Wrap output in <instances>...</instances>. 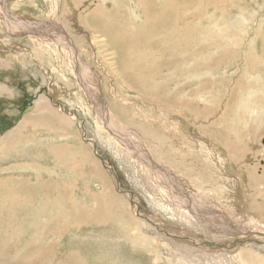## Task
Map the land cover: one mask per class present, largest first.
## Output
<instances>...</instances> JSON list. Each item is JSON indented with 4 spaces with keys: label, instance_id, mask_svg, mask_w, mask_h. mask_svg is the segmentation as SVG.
I'll return each instance as SVG.
<instances>
[{
    "label": "rangeland",
    "instance_id": "obj_1",
    "mask_svg": "<svg viewBox=\"0 0 264 264\" xmlns=\"http://www.w3.org/2000/svg\"><path fill=\"white\" fill-rule=\"evenodd\" d=\"M182 2L0 0V192L39 172L55 197L0 194V264H264V0ZM90 84L136 148L171 141L174 185L98 120ZM40 99L72 132L39 121Z\"/></svg>",
    "mask_w": 264,
    "mask_h": 264
},
{
    "label": "bare ground",
    "instance_id": "obj_2",
    "mask_svg": "<svg viewBox=\"0 0 264 264\" xmlns=\"http://www.w3.org/2000/svg\"><path fill=\"white\" fill-rule=\"evenodd\" d=\"M181 3H183L182 2V0H181ZM179 4V3H178ZM182 5V4H181ZM146 6H147V4H146ZM111 14V13H110ZM150 14V13H149ZM161 16V15H160ZM163 18V17H162ZM4 19H5V17H4ZM15 21H19L20 22V24L18 25V27L20 28V30L24 27V26H22L23 25V21H21V20H19V19H14ZM158 20V19H157ZM160 20H161V18H160ZM164 20V19H163ZM161 22H162V20H161ZM173 22V21H172ZM171 22V23H172ZM151 23V22H150ZM150 25H152V24H150ZM149 25V26H150ZM154 25V24H153ZM6 26H8V23L6 22ZM151 27V26H150ZM34 30V29H33ZM32 29H30V28H24L23 30H21L22 32H26V35L27 34H29V32H32L33 31ZM167 31V30H166ZM40 31L38 30V31H33L32 33H35V34H33V35H40V33H39ZM43 32H46V31H41V33H43ZM44 34V33H43ZM112 38V37H111ZM110 38V39H111ZM69 39V38H68ZM66 43H67V46L68 47H70L71 48V43H70V39H69V41H66ZM53 48V47H52ZM70 50V49H69ZM73 50H74V48H73ZM31 51V50H30ZM75 52H76V54H74V52L72 51V52H70L69 53V51H67V52H65L64 54H63V56L65 57V61H67L68 60V58H70V59H73L72 60V62H73V65H76V61L78 62V63H81L80 62V59H79V57H78V55H77V50L75 49ZM80 54V53H79ZM76 60V61H75ZM141 62V61H140ZM134 63V62H133ZM151 63H152V61H151ZM66 67H67V65H64V67H63V69L64 70H62V72L63 73H65V70H66ZM78 68H79V66L76 68V70H77V72H78ZM89 71V70H88ZM76 72V73H77ZM84 75V77H86V78H88L87 79V81H93V75L91 74V73H89V72H85V73H83ZM79 76V75H78ZM64 79V78H63ZM62 79V80H63ZM85 80V79H84ZM90 86L93 88H90L91 89V91L89 92V94H88V96L92 99V100H90L91 102L92 101H94V103H96V101H98V103L101 105V106H103V105H105V107L108 109V116H109V114L110 115H113V116H116L117 118H119V119H121V118H123L122 117V114L121 113H118V112H116V110L114 109V108H112V105H111V102H109V104H110V106H109V104L107 103V104H105V96L103 95V93L101 92V90L99 89V87L97 86V84H95V86H93V85H91L90 84ZM93 91V92H92ZM88 97V98H89ZM89 98V99H90ZM107 102V101H106ZM93 105V104H92ZM38 108H39V118H40V122H45V123H47V125L48 126H60L61 128L62 127H64V129H65V131H70L71 132V127H70V125H69V122L68 121H70L69 119H66V117L65 116H63V115H61V113H60V110H57L55 107H53V105L51 106L50 105V103H49V100H43V99H40V101H39V103H38ZM93 108V110H94V108H95V113L97 114V113H99V114H102V113H104V112H100V108L98 107H95V106H93L92 107ZM105 108V109H106ZM47 115V116H46ZM112 119H113V117H111ZM52 120H53V122H52ZM129 122V121H128ZM20 124V126L16 129V130H14V132L16 133V134H19V133H21L22 132V129H21V126H22V124H23V122H20L19 123ZM109 125L110 126H113L114 125V121L113 120H111L110 122H109ZM55 128V127H54ZM126 129V128H125ZM54 130V129H53ZM56 130V129H55ZM62 131V130H61ZM59 132V131H58ZM63 133H64V131H62ZM145 135V134H144ZM8 147H9V144L7 143V141L6 140H1L0 141V149L1 148H3V149H7L8 150ZM151 152L154 154L155 152H154V150L153 149H151ZM56 154V153H55ZM85 155V154H84ZM59 157V156H58ZM162 163L164 162L165 164H168V162L167 161H163L164 160V158L161 156V155H157L156 156ZM86 159H88L87 158V156L85 157ZM91 158H92V156H91ZM62 160V159H61ZM88 161H90V160H88ZM67 163V162H66ZM177 168V164L175 165V168H173V166H171V169H176ZM95 171H97L96 169H95ZM164 172H168V170H163ZM20 174H22V173H20ZM97 174H98V172H97ZM164 176V175H163ZM22 178H24L25 179V187L24 186H22L23 188H21V186H20V184H19V186L20 187H18L17 185V182L19 181V180H21V177H18V176H9V180H11V179H13L12 181H11V186H13L14 187V190L13 191H11L10 193L9 192H6L5 191V189H3V187H2V190H1V192H0V194H1V196H2V198L4 199V203H7V201L9 202V200H11L12 201V203L13 204H16L15 202L17 201V199H19L21 196H22V198H23V195H24V193L26 192L27 194H30V196H29V200H30V203L31 202H33L32 201V199H33V196H36L37 197V195L38 194H40V193H43L44 194V197H45V193H49V196H48V201H49V206H48V208L50 207V205H51V203L53 202V199L55 198L54 197V195L51 193V191H50V188L49 187H52L53 186V183H51L50 181H48V180H46V181H44L43 182V180L42 179H40V178H38V181L39 182H36L37 184L36 185H34V184H30L29 182H31L30 181V179H26L25 177H22ZM164 178L166 179V180H170L171 178H173L172 176H164ZM107 179V178H106ZM103 180V179H102ZM158 180V179H157ZM156 180V181H157ZM161 180V179H160ZM1 181H2V179L0 180V183H1ZM108 181V180H107ZM105 182L106 183V185L108 184V182ZM155 181V180H154ZM164 182H165V180H164ZM44 183H45V185H44ZM163 183V182H162ZM17 184V185H16ZM3 185L6 187L7 186V184H6V182H3ZM108 185H110V184H108ZM174 185V184H173ZM176 185H177V183H176ZM97 188H101L100 186H98ZM64 190V189H63ZM58 191H60L59 189H58ZM112 192L114 193V191H113V189H112ZM33 194H35V195H33ZM64 194H65V192H64ZM63 194V195H64ZM113 196H114V194H112ZM35 197V198H36ZM117 197V196H116ZM114 198H115V196H114ZM21 199V198H20ZM67 200V199H66ZM116 200V199H115ZM1 201V200H0ZM26 201L27 202H29L27 199H26ZM173 201V200H172ZM3 202V201H2ZM183 202H185L184 204H182V205H187V206H190L191 208H193L195 211H196V209H197V207L196 206H199L197 203H190L188 200H185L184 199V201ZM29 203V204H30ZM182 203V202H181ZM114 205H115V203H114ZM116 205H117V203H116ZM201 208H204V209H207V207H205L206 206V204L205 203H202L201 204ZM11 207V206H10ZM5 208H6V205H5ZM196 208V209H195ZM201 210V209H200ZM186 211V210H185ZM206 211H210L211 213H213V209H211V210H204L203 212H206ZM214 213H216L215 211H214ZM197 214H198V212H197ZM218 216V217H217ZM222 216H224V217H226V218H229V219H231L229 216H226V215H223L222 214ZM212 219V221L213 220H215V221H218V218H219V220H221V217H220V214H213V216L211 217ZM200 219V218H199ZM204 219V218H203ZM206 220V219H205ZM211 221V222H212ZM237 223H238V221H236ZM221 223V222H220ZM232 226V224H226V227H231ZM232 228H234V226L232 227ZM1 245V244H0ZM263 263H264V259H263Z\"/></svg>",
    "mask_w": 264,
    "mask_h": 264
},
{
    "label": "crops",
    "instance_id": "obj_3",
    "mask_svg": "<svg viewBox=\"0 0 264 264\" xmlns=\"http://www.w3.org/2000/svg\"><path fill=\"white\" fill-rule=\"evenodd\" d=\"M28 24V25H26V27L25 28H27V27H30L31 25H30V23H27V22H23V25H25V24ZM38 25H37V23H34V24H32V26L30 27V28H32V27H37ZM6 29V28H5ZM7 30V29H6ZM49 102H50V100H49ZM94 102V101H93ZM96 103H98V101H96ZM54 107V106H53ZM37 108H38V105H37ZM105 109V108H104ZM57 110H60V109H57ZM94 110H95V108H94ZM60 113H61V111H60ZM98 114V120L99 121H101V122H103V123H105V124H107L108 126H109V128H110V130H111V132L112 133H115V137L118 139V140H120L121 141V144H123V145H126L127 146V148H128V150H129V152H131V154H132V157H136L137 159H139V161L141 162V164L144 166V169L145 170H147V172L150 174V173H152V174H158V175H164V176H170V173H169V170L171 169V166L169 165V164H165V163H162L156 156L157 155H161L160 153H158V151H162V152H164L165 153V155L167 156L168 155V151H167V148H166V146H168L169 145V142H171L170 140H169V142H168V139H165V138H158L157 140H155V141H157L158 143H159V145H160V147H158V148H151L148 144H145L146 143V141H145V143H138L137 144V142H135V144H136V146H137V148L135 147V145L134 144H132L133 143V141L132 142H128L129 141V139H128V135L130 136V134L131 133H129L126 129H125V127H119L118 125H117V123L115 122V117L116 116H113V115H110L109 114V116H108V109L106 108V111H104V113H102V114H99V113H97ZM96 114V115H97ZM61 115H62V113H61ZM38 116H39V108H38ZM47 116V115H46ZM64 116V115H63ZM111 117H113V119L111 118ZM39 120H40V118H39ZM111 120H113L114 121V125L113 126H110L109 125V122L111 121ZM116 120H117V117H116ZM32 121V118L31 117H29V118H25V120H23L22 122H23V124H22V126H21V129H22V134H21V139L23 138V136H25L24 134V129L27 127V124L28 123H30ZM52 122H53V120H52ZM69 122V121H68ZM122 124V123H121ZM47 125V124H46ZM69 125H70V127H71V130H73L74 129V127H73V125H71V123L69 122ZM20 126V124L17 126V128ZM17 128H15V130L17 129ZM72 132V131H71ZM5 135V134H4ZM26 137V136H25ZM19 140V142H17V144H19L22 140ZM20 144H25V145H31V146H33L32 145V140H31V138H28L27 137V141H24V143L22 142V143H20ZM140 146H142V147H140ZM140 148V150H138ZM151 149H153L154 150V154L151 152ZM18 151H20V149L18 150ZM81 152H82V150H81ZM22 156L24 155V152L22 151ZM84 153V150H83V152H82V154ZM152 154V155H151ZM21 156V157H22ZM146 156H151L150 158L149 157H146ZM62 157V156H61ZM144 157H146V158H144ZM62 159V158H61ZM29 161V160H28ZM28 161H24V160H22L21 159V162H28ZM21 164V163H20ZM157 164H161L160 165V169H158L155 165H157ZM29 164H27L26 166H28ZM21 166L22 167H25V163L24 164H21ZM154 167L155 168H157V169H154ZM39 170H41V168H38ZM163 170H168V172H164ZM28 173V176L29 175H33V176H35V171H33V172H27ZM26 173V174H27ZM40 174H42V173H39L38 172V178H39V175ZM30 178H31V176H30ZM37 182H39L38 181V179H37ZM169 182H171V183H173V184H175L174 182H173V178H171L170 180H169ZM34 185H36L37 183H33Z\"/></svg>",
    "mask_w": 264,
    "mask_h": 264
},
{
    "label": "water",
    "instance_id": "obj_4",
    "mask_svg": "<svg viewBox=\"0 0 264 264\" xmlns=\"http://www.w3.org/2000/svg\"><path fill=\"white\" fill-rule=\"evenodd\" d=\"M3 130V128L2 127H0V131H2ZM263 144H264V141H263Z\"/></svg>",
    "mask_w": 264,
    "mask_h": 264
}]
</instances>
